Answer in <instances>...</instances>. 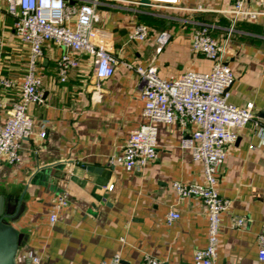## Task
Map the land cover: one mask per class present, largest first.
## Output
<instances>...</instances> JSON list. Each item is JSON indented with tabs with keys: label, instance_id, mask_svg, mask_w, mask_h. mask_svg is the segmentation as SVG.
<instances>
[{
	"label": "crops",
	"instance_id": "0c3cea01",
	"mask_svg": "<svg viewBox=\"0 0 264 264\" xmlns=\"http://www.w3.org/2000/svg\"><path fill=\"white\" fill-rule=\"evenodd\" d=\"M96 25L100 41L116 57L114 73L97 78L92 57L79 56V67L65 82L58 80L56 59L65 49L43 46L38 74L43 100L29 107L35 134L24 139L20 161L0 160V194L15 208L10 224L22 235L16 264H161L191 262L207 242L206 207L200 198L178 200L174 181L202 183L200 162L180 142L195 125L158 124L157 157L143 167L126 169L119 157L129 132L146 121L142 116L143 81L132 66L154 64L163 78L187 70L208 71L212 61L191 48V34L201 23L223 40L232 27L223 61L234 79L229 101L252 112H264V0H247L260 13L254 19L228 12L231 0H182L177 6H155L140 0H98ZM200 5L204 10L195 8ZM149 28L144 40L130 39L136 24ZM12 20L0 14L5 41L0 76L19 81L27 46L12 30ZM170 34L158 48L156 35ZM19 96L18 86L0 88V122ZM264 119V118H262ZM45 131L40 138L37 133ZM218 169L216 189L230 202L221 215L217 264H264L258 259L257 236L264 228V127L251 123L236 128ZM66 195V204L55 208ZM57 219L51 222L50 212ZM179 217L166 221L167 213ZM231 216L252 222L231 225Z\"/></svg>",
	"mask_w": 264,
	"mask_h": 264
},
{
	"label": "built area",
	"instance_id": "2783aa9c",
	"mask_svg": "<svg viewBox=\"0 0 264 264\" xmlns=\"http://www.w3.org/2000/svg\"><path fill=\"white\" fill-rule=\"evenodd\" d=\"M182 0H149L155 6H177ZM228 10L233 20L254 19L260 13L246 5L247 0H231ZM98 0H0V14L12 20L15 37L27 46V60L19 81L13 76H0V88L18 86L19 96L12 104L4 121L0 122V160L9 164L20 161L22 141L35 134L34 121L29 107L43 100V81L38 74L43 46L53 42L65 49L56 59L58 80L65 82L70 70L79 67V56H91L93 72L97 78H107L114 73L116 57L109 47L101 43L105 36L96 23ZM196 10L205 8L198 5ZM212 25L201 23L191 34V48L212 61L208 71L187 70L178 76L163 78L154 64L132 68L143 81L141 97L142 116L145 122L132 129L126 139L119 160L126 169L143 167L157 157L158 124L178 123L180 126L195 125L180 142V147L189 150L192 158L202 165V183L174 181L172 188L178 200L195 196L206 207L208 222L206 245L194 252L191 262L173 264H217L221 215L230 202L220 196L216 189L217 172L226 158V147L236 139V128L247 124L264 127V119L254 115L253 103L243 106L229 101V88L234 79L230 66L223 61L229 34L223 40L211 35ZM149 33L147 25L136 24L130 39L144 40ZM170 38L167 31L156 35L158 48ZM5 41L0 35V63L3 60ZM40 138L45 131H39ZM66 204V195H61L55 208ZM179 217L177 211L167 213L168 223ZM51 222L57 219L56 209L49 215ZM252 222L247 216H231L232 227L239 228ZM258 259L264 260V228L257 236ZM38 264V257L30 259ZM115 254L110 263L117 264ZM146 264H161L153 257H146Z\"/></svg>",
	"mask_w": 264,
	"mask_h": 264
},
{
	"label": "water",
	"instance_id": "95a60500",
	"mask_svg": "<svg viewBox=\"0 0 264 264\" xmlns=\"http://www.w3.org/2000/svg\"><path fill=\"white\" fill-rule=\"evenodd\" d=\"M149 3V0H140ZM264 118V112L260 114ZM15 208L6 202L0 194V264H16L18 248L22 235L10 224L9 220L15 214Z\"/></svg>",
	"mask_w": 264,
	"mask_h": 264
}]
</instances>
